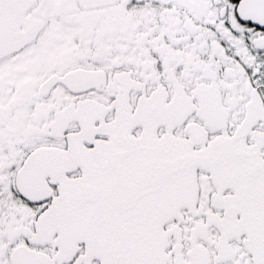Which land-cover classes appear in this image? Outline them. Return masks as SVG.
Instances as JSON below:
<instances>
[{"label":"snow or ice","instance_id":"1","mask_svg":"<svg viewBox=\"0 0 264 264\" xmlns=\"http://www.w3.org/2000/svg\"><path fill=\"white\" fill-rule=\"evenodd\" d=\"M0 264H264V0H0Z\"/></svg>","mask_w":264,"mask_h":264}]
</instances>
